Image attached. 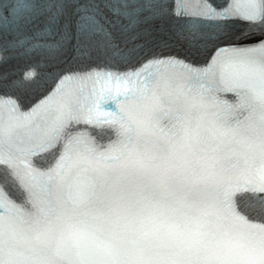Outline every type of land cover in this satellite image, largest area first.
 <instances>
[{
    "label": "snow or ice",
    "instance_id": "obj_1",
    "mask_svg": "<svg viewBox=\"0 0 264 264\" xmlns=\"http://www.w3.org/2000/svg\"><path fill=\"white\" fill-rule=\"evenodd\" d=\"M0 264H264V0H0Z\"/></svg>",
    "mask_w": 264,
    "mask_h": 264
}]
</instances>
